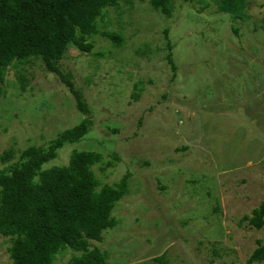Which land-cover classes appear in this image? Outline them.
Returning <instances> with one entry per match:
<instances>
[{
    "label": "rangeland",
    "instance_id": "rangeland-1",
    "mask_svg": "<svg viewBox=\"0 0 264 264\" xmlns=\"http://www.w3.org/2000/svg\"><path fill=\"white\" fill-rule=\"evenodd\" d=\"M151 1L107 8L99 33L86 38L92 52L73 44L56 63L87 115L41 57L4 71L0 173L87 122V135L42 170L95 152L98 191L130 175L116 226L90 250L108 264H249L264 240V229L244 220L264 204V0H248L241 19L221 12L219 0H176L170 18ZM12 244L0 234V264H13ZM80 256L67 249L55 264Z\"/></svg>",
    "mask_w": 264,
    "mask_h": 264
},
{
    "label": "trees",
    "instance_id": "trees-1",
    "mask_svg": "<svg viewBox=\"0 0 264 264\" xmlns=\"http://www.w3.org/2000/svg\"><path fill=\"white\" fill-rule=\"evenodd\" d=\"M121 1L0 0V81L14 61L41 57L70 88L79 112L89 114L82 94L65 79L56 63L73 44L82 52H92L86 38L99 33L97 22L104 10L118 7ZM175 1L152 0L151 5L170 18ZM247 7L248 0H219L220 11L237 19L245 15ZM102 35L117 43L116 35ZM167 60L176 71L171 52ZM87 133L88 124L83 122L63 133L46 151L36 147L25 150L11 174L0 173V234L13 239V264H55L60 252L67 249L82 254L71 264H108L98 249L90 250V242H101L103 233L116 226L112 213L129 193L130 175L98 191L92 167L102 162V155L95 152H75L68 167L42 170L66 144L80 141ZM11 157L8 153L4 159ZM244 220L264 229V204ZM248 263L264 264V240L258 241Z\"/></svg>",
    "mask_w": 264,
    "mask_h": 264
}]
</instances>
